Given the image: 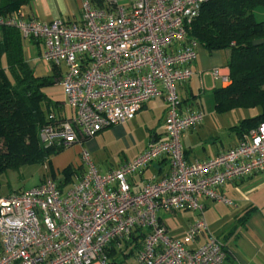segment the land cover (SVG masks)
Here are the masks:
<instances>
[{
	"label": "built area",
	"instance_id": "1",
	"mask_svg": "<svg viewBox=\"0 0 264 264\" xmlns=\"http://www.w3.org/2000/svg\"><path fill=\"white\" fill-rule=\"evenodd\" d=\"M214 0H102L83 5L79 22L48 24L24 21L18 14L0 25L42 45L41 60L60 74L69 119L51 113L39 133L45 147L81 146L84 172L66 190L45 178L18 194L0 197V264H226L223 243L211 235L203 217L204 201L230 205L220 189L238 178L264 171V123L239 143L204 161L186 162L181 146L185 131L203 121V113L182 108L176 88L193 77L200 45L189 36L202 7ZM220 86L229 72L201 73ZM204 90L201 84L200 91ZM165 103L164 140L151 141L130 162L98 174L83 147L101 131L130 120L150 100ZM164 158L166 176L151 178L138 192L129 179ZM195 212L183 241L167 235L159 214ZM207 236L195 249L187 244ZM114 245L115 262L108 256Z\"/></svg>",
	"mask_w": 264,
	"mask_h": 264
},
{
	"label": "crops",
	"instance_id": "2",
	"mask_svg": "<svg viewBox=\"0 0 264 264\" xmlns=\"http://www.w3.org/2000/svg\"><path fill=\"white\" fill-rule=\"evenodd\" d=\"M101 1L102 0H24V3L11 14L18 13L24 21L34 20L42 24H48L59 19L69 22H79L82 16L83 5L86 2L95 5L98 4L97 2ZM260 10L261 9L255 10V17L257 13H262L259 14L261 19L258 20L264 21V12ZM22 48L24 59L29 69L32 71L34 78H48L53 74L52 69L41 60L42 45L39 42L22 38ZM227 61V51L209 52L200 47L197 59L192 64L193 77L186 84L177 86L176 88L182 108H188L191 111H200L203 113V102L200 95H205L204 92L206 91L213 93V90L224 87L220 86L219 82H213L207 75L201 77V73L216 68H222L229 72ZM59 81L60 74L57 83L53 87L58 85L61 88ZM201 84L204 86L203 91H200ZM46 89L43 90L44 93ZM45 95L47 96L46 93ZM211 96L212 112L210 115L206 116L203 113L202 123L195 129L185 131L181 136V146L186 162L190 163L193 161L212 159L228 149L235 147L242 137L239 132L233 129L237 127L242 120H245L241 119V114H238L240 113L238 111L241 110L234 109L219 114L215 111L213 95L211 94ZM58 103L60 105L59 108H51L50 112L53 113L57 119L71 118L73 113L72 110L64 104V94L63 100ZM153 105L159 108V117L155 126L147 131V137L140 148H137L135 142H133V149L126 144V147L121 152L123 154L122 161L101 166L95 165L93 157L100 150L101 143L98 138L110 131L115 133L116 139L121 137L125 138L127 132L123 127L129 121L120 126L107 128L92 139L83 142V147L89 152L98 174L104 175L110 171L117 170L122 164L132 161L141 154L151 141H160L166 138L163 131L165 119V103L163 98H155L148 101L136 115L138 116L142 112H147L149 109H152ZM80 150L81 146L75 144L63 150L58 156L50 157L48 160L49 162L43 165L46 174L42 173V175H38L30 186L27 184L22 189H17L11 193L21 192L27 188L36 186L46 177L54 179L57 185L64 184L65 177L61 172L70 168L72 175L68 179V183L60 187L62 190H66L71 184L77 181L84 172L79 161ZM168 171L169 166L164 158L153 162L140 174L129 179L131 190L133 192L140 191L147 180L153 177L156 179L163 178L168 174ZM43 175H45L44 178L42 177ZM220 193L226 197L231 204L226 206L208 200L204 201L205 208L203 217L208 232L223 243L229 260L228 264H264V171L238 178L232 183L223 186L220 189ZM197 217L198 216H196V219L193 220L192 223L197 220ZM160 220L166 228L161 217ZM166 230L170 238L183 241V237L174 236L169 233L167 228ZM206 237L207 236L204 235L199 236L193 243L187 244V247L189 249L197 248L205 241Z\"/></svg>",
	"mask_w": 264,
	"mask_h": 264
},
{
	"label": "trees",
	"instance_id": "3",
	"mask_svg": "<svg viewBox=\"0 0 264 264\" xmlns=\"http://www.w3.org/2000/svg\"><path fill=\"white\" fill-rule=\"evenodd\" d=\"M22 3L24 0H0V18L17 10ZM256 9H264V0L211 1L202 7L189 33L209 52H228L230 85L213 90L212 95L219 114L234 109L257 111L256 116L233 128L240 136L264 123V44L252 46L253 41L264 40V21L256 20ZM52 72L48 78H34L24 59L19 32L0 25V177L25 166L44 165L63 151L47 148L39 139L40 130L50 123L51 108L60 106L43 92L58 81L59 73L55 69ZM62 174L64 184L68 183L71 169ZM137 240L138 237L133 238V248L138 247ZM131 253L132 250L121 253L122 260ZM107 254L113 262L120 258L114 245ZM226 260L228 264V257Z\"/></svg>",
	"mask_w": 264,
	"mask_h": 264
},
{
	"label": "rangeland",
	"instance_id": "4",
	"mask_svg": "<svg viewBox=\"0 0 264 264\" xmlns=\"http://www.w3.org/2000/svg\"><path fill=\"white\" fill-rule=\"evenodd\" d=\"M260 11L264 12V9H261ZM259 14L262 13L256 14L257 21H259L258 19H261ZM45 93L47 94L49 99L54 102H61L63 100L62 90L58 85L55 87L47 88ZM204 94L205 95L200 96L203 102V113L207 116L210 115V113L212 112V93L206 91L204 92ZM240 110L241 111H238L240 112L238 114L242 115L241 119H249L257 115V111H254V109ZM158 117L159 108H156L153 105L152 109H149L147 112H142L138 116L135 115L132 120H130L124 125L123 129L127 132V136L125 138L121 137L116 139L115 133L111 131L104 133L103 136L98 138L101 144L100 150L93 157L95 165L105 166L107 164L109 165V163H116L118 161H122L123 154L121 152L126 147V144L132 148L134 147L133 142H135L137 148H140L144 144L145 138L147 137V131L150 130L153 126H155ZM58 155H54L53 157H56ZM43 167V165L25 166L19 169L17 172L8 171L7 173L3 174L0 177V197L3 195H8L9 193L17 189H22L27 184L28 186H30L33 180L38 175L40 176L42 175V173L46 174V171ZM44 176L45 175H43L42 177L44 178ZM30 188H27L25 190H28ZM159 215L162 218L170 234L177 237H183L184 239V234L188 227L194 223H192V221L196 219L197 213L179 212L175 214H165L162 212ZM131 250L133 252V246L129 244L128 248L125 250V253L128 254ZM124 259L129 264H134L132 253Z\"/></svg>",
	"mask_w": 264,
	"mask_h": 264
},
{
	"label": "water",
	"instance_id": "5",
	"mask_svg": "<svg viewBox=\"0 0 264 264\" xmlns=\"http://www.w3.org/2000/svg\"><path fill=\"white\" fill-rule=\"evenodd\" d=\"M264 44V40H255L252 42V46L257 47Z\"/></svg>",
	"mask_w": 264,
	"mask_h": 264
}]
</instances>
